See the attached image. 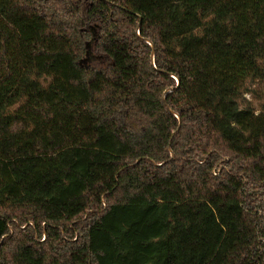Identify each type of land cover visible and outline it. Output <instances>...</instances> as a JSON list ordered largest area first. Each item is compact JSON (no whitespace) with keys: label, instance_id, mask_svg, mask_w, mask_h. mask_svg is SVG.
Instances as JSON below:
<instances>
[{"label":"trees","instance_id":"trees-1","mask_svg":"<svg viewBox=\"0 0 264 264\" xmlns=\"http://www.w3.org/2000/svg\"><path fill=\"white\" fill-rule=\"evenodd\" d=\"M256 79L264 0H0V264H264Z\"/></svg>","mask_w":264,"mask_h":264},{"label":"rangeland","instance_id":"rangeland-1","mask_svg":"<svg viewBox=\"0 0 264 264\" xmlns=\"http://www.w3.org/2000/svg\"><path fill=\"white\" fill-rule=\"evenodd\" d=\"M101 58L102 57L94 50L93 43L89 42L82 63L84 65H96L102 61ZM40 80L46 85L50 78H40ZM247 88V91L238 98L239 106L241 108L248 106L257 113L264 107V80L256 79L248 82Z\"/></svg>","mask_w":264,"mask_h":264}]
</instances>
